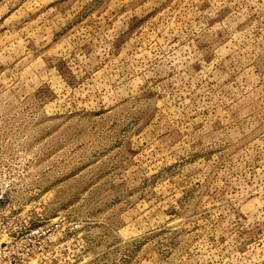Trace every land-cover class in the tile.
<instances>
[{"label": "rangeland", "instance_id": "374dc122", "mask_svg": "<svg viewBox=\"0 0 264 264\" xmlns=\"http://www.w3.org/2000/svg\"><path fill=\"white\" fill-rule=\"evenodd\" d=\"M0 264H264V0H0Z\"/></svg>", "mask_w": 264, "mask_h": 264}]
</instances>
